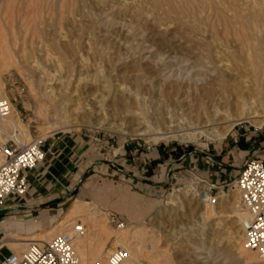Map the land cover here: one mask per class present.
<instances>
[{
    "label": "bare ground",
    "instance_id": "obj_1",
    "mask_svg": "<svg viewBox=\"0 0 264 264\" xmlns=\"http://www.w3.org/2000/svg\"><path fill=\"white\" fill-rule=\"evenodd\" d=\"M17 1L20 3V8L18 9H21L22 18L27 25L29 23L25 15L31 11L33 24L36 27L38 25L42 26L45 23L43 22V14L45 11L49 13L52 10L57 12L55 24L59 25L61 21H64L65 25L75 26V23L77 24L76 21L79 20L77 17L82 15L65 14L66 10L69 12L76 6L81 11V8H84L87 2L92 0H57V3L49 5L50 8L45 3L47 1L44 0ZM17 1L16 4L18 5ZM197 1L202 3L200 6H202V10L207 11V14L208 11L211 13V9L214 8L216 11L214 12L213 10V12L216 14L218 11L220 17L224 16L223 10L225 13V9L227 10L228 6L229 9L233 7L231 5L238 6V9L245 8L246 13L243 11L244 14L242 12L239 13L238 10V13L231 16L234 26L231 25L232 29L224 27L220 32L227 34L231 30L234 37L240 40L243 46L248 47V52H251L253 49V47H250L253 44L251 43L253 40L252 36L256 35L258 31L264 30V0H256L254 2L260 8L255 7L253 1L248 0H230L231 2L228 0H113V5L111 6L112 18H121L128 23V26H135V28L137 27L138 30H141L142 34H145L143 33L144 30L148 31L147 40L150 43L156 41L159 44L180 46L185 42L186 37H188L190 40H197L203 44L201 48L205 56L202 55L204 57L190 61L191 59L175 56L165 58L159 54V51L153 57L152 54L146 57L142 55L106 57L100 51L97 57L87 59L82 57L79 48L78 52L80 54L78 56H80L82 68L74 70L73 64L71 63L69 65V69L74 70L76 76L74 80L75 85L71 88L74 89L77 84L81 83L89 91L79 98L81 102L72 104L73 108L66 115L67 120L65 126L83 125L90 129L115 133L120 138V142H122L124 135L128 133L125 132L124 127L122 128V124H124L127 128L133 127L129 130L132 136H143L147 137L148 140H181L190 142L202 136L209 140L223 138L240 121H249L253 125L264 123V119H261L264 115L259 114L257 109H255V103L249 99V92L252 86L246 76L249 74L245 72L246 66L241 63L242 59L239 60L236 54L231 56L230 61L227 57V60L221 58L220 50L223 46V39L218 38L219 31L215 29L217 27H213V22L201 26L198 20H196L198 22H193V20L190 22L188 19H185L184 13L186 14L187 12H194L195 10L201 9H195L198 3L196 4L197 6L194 3ZM12 2L13 0H0V4H3V7H8ZM4 9L6 10L7 8ZM207 14V19H209L210 14ZM200 15L203 16L202 13ZM200 15L197 17H200ZM192 17L190 16V19ZM215 17L216 15L213 18ZM94 18L98 21L97 17L94 16ZM58 28L56 26L50 36L48 35L51 42L57 46L59 52H63L62 54L64 52L66 53L65 50L76 53L77 51L72 46L73 40L82 43L81 37L83 36H74L66 33L61 34ZM36 30L37 28H35ZM207 31H209V35L206 34ZM35 35H37V38L47 36L43 31L38 30ZM45 39L49 40L48 38ZM114 40L116 39L114 38ZM259 43L260 45L264 44V34L262 33L259 35ZM143 48V46L137 44L129 49L140 51ZM254 48L256 49V47ZM251 57H255V60L251 61ZM251 57L248 59L249 62H246H248V65H251L250 67H256L254 71L252 68L249 70L250 73L251 69L255 73V69L258 67L259 54H254ZM7 60L11 59L9 58ZM260 62L261 60L259 64ZM14 64L20 73L25 71L29 72L31 68L33 69L36 66L35 64L30 65V62L23 61ZM259 67L262 70L261 66ZM81 71L86 72L84 77H81ZM248 76L251 78L250 75ZM147 77H150V79ZM251 81L254 83L253 80ZM142 90L151 91L152 96L149 98L144 97L145 95L143 96L141 93ZM182 93L189 94V98L187 99L183 96L185 99L184 103L181 100ZM0 98L5 99L4 85L1 79ZM163 101L166 103L173 102L174 105H179V113L175 111L180 115V121L177 124L172 125V122L176 121L173 120L172 114H168L165 117L160 113L162 110L157 111ZM149 105L152 108L153 106L155 107L153 108V113L148 111ZM84 117L89 118L84 124L77 121ZM92 119L93 121H91ZM180 123L183 125H180ZM54 129L53 127H49L44 134L50 133ZM5 130L12 133L9 137L19 145H27L31 142H26L28 137L27 127L21 124L17 112L11 109V105L9 115L0 118V131ZM121 146L120 143L117 151L121 149ZM1 161L0 157V164ZM186 186L180 195L192 194V189H194L193 185ZM223 196L222 192L218 194V202L215 205L203 204L197 214L198 220H191L190 223L180 225L175 230L163 228L165 225H162L163 223L158 226L155 224L158 227V232H160L158 234L130 224L125 226L119 225L118 231L116 230L117 232L114 233L104 226L103 222L105 220L103 221V213L96 216L94 206L89 207V204L85 201L74 200L61 220L43 233L40 240H46L53 233L56 235H60L63 232H66L63 234L71 233L73 227L78 224L81 225L84 233L73 242L77 264H105V262L107 264V257L111 249H108L106 252L108 254L106 260H104L102 254L104 253L106 242L110 237H113L111 247L120 246L126 250L128 254L126 264H143L142 259L145 264H171L168 250H159L157 246L160 239L167 243L166 245L170 247L169 250L174 253V258L180 259V261H184L190 256L187 250L181 253L178 246L182 245L181 241L190 244L194 259L192 262L188 261L187 264H190V262L191 264L193 262L198 264H217L213 257L217 252L214 249V245L224 244L229 247L231 252V260L228 264H264V258H261L256 251L248 250L244 247L243 221L245 213L241 209L239 211L234 208L233 200H235V197H232V201H230L229 199H224ZM165 199V204L168 206L176 205L183 207L182 199L176 195L169 194ZM223 201L231 205L229 213L234 214L233 217L236 218L232 222L241 223L239 229L224 226L223 218H226V216L222 209ZM75 217H82L83 222H87L89 226L84 229V225L77 222L75 224L73 223L71 229H69L68 226ZM218 236L219 238H217ZM190 237H194L195 240L191 241ZM208 238L210 239V243L207 242ZM19 239L26 241L27 237H20ZM14 243L8 242L7 245H17ZM26 244L25 242L22 245ZM20 253L15 254L19 255Z\"/></svg>",
    "mask_w": 264,
    "mask_h": 264
},
{
    "label": "rangeland",
    "instance_id": "obj_2",
    "mask_svg": "<svg viewBox=\"0 0 264 264\" xmlns=\"http://www.w3.org/2000/svg\"><path fill=\"white\" fill-rule=\"evenodd\" d=\"M16 1L17 0H13L11 5H9L8 7L5 6L3 7V4H0V79L4 85L5 99L11 105V109H14L17 112V116L19 117L21 124L27 127L28 137L26 142L29 143L34 139H41L45 142L47 138H52V137L55 138L80 137L81 139L85 140V142L89 143V145L92 146L93 149H95V152L100 153L98 154V157L101 158H98L99 160H97V162L90 164L89 168L82 175L78 187L72 192L71 199L64 201V204H62L61 207H63V209L58 213L56 220L54 222L50 223V225L46 226L45 228H42L40 230L34 231L29 234L17 233L13 230L14 228H12V226L11 228H9L10 225L9 227H6L7 226L6 223L0 229L3 231V233H5V235H3L0 232V238H2V244L8 242L21 243L23 241L19 239L20 237L21 238L27 237V240L25 241L27 244L30 243L31 241H49L56 234L55 233L51 234L49 238H46V240H40L42 238L41 237L42 234L48 231L52 226L56 225L61 220L64 214H66L73 200L76 198L77 200L87 202L89 204L88 205L89 207L94 206L95 209L94 212L96 216H99L100 214L103 213L104 214L103 221L105 220L103 222L104 226L106 228H109L114 233L118 231L119 225L125 226L127 224H130V225H135L138 228H142V229L144 228V230L153 232L154 234H158L160 233L158 232V227H157L159 224L162 223H163L162 225L165 224L163 228L167 230H175L178 227H180V225L190 223L191 220L192 221L195 219L198 220L197 214L199 213L203 203L199 201L195 197V195L193 196V194L188 193L185 196L180 195L184 191L185 187H187L185 185L187 184V182L184 184L176 183L173 187L172 186L169 187V189H167L165 193L159 195L144 194L138 191L139 189L138 188L136 192L134 191L136 195L134 201V203H136V209L135 210L130 209L129 206L127 205L129 200H127L126 198H128L129 197L128 194H132L133 191L127 187V182L123 181V180L125 181L127 180L126 177L123 178L122 172L117 170V168L123 170V166L119 164L122 163V160L120 159L130 158L131 156L129 153L131 151H134L135 149H137V154H139L141 152L145 153L146 151H149L153 148H157L159 150L164 149L163 151H166L167 154H170L172 160L178 158L184 152H190L201 156L206 154H213L215 156H212V158L214 160L223 163L224 165L229 164L231 161H233L234 158L235 165H238L235 168V175L237 176L238 175L237 171H239V168L248 158H244V155L242 153H232V157L233 156L234 157L232 158L231 155H229L228 157L227 152H229L231 148V145L229 144L230 139L231 141H234L239 139H247V138L250 139L251 137H259L261 140H264V123H261L260 125H255V124L253 125V123H250L249 121H240L237 124H235L232 127V129L223 138L209 140L206 137L202 136L190 142H184L181 140H156V139L148 140L147 137L132 136L130 135L129 130H131L133 127L127 128L125 127L124 124H122V128L124 127L125 132L128 133L124 135L123 141L120 142V138L115 133H109L104 130L90 129L83 125L65 126V122L67 120L66 115L73 108L72 104H74L75 102H81V99L79 98L85 95L86 92L89 91L81 83L77 84L76 88L74 89L71 88L73 87V85H75L74 80L76 79V76L74 70L75 69L78 70L82 68L80 62V56H78V54L81 53L82 57L87 59L92 57H97L100 51L106 57L138 56V55H142L146 57V56H151V54L153 57L155 56L156 52L160 51L159 54L165 58H170L175 56L178 58L191 59L190 61H193V60H197L199 57L202 58L205 56V53L201 48L203 44H201V42L197 40L194 41L190 40V38L188 37H186L184 42L187 45L183 43L180 46H174V45L170 46L167 44H161V43L159 44V42L156 41L150 43L147 40L148 31L144 30L143 33L145 34H142L141 30H138L137 27L135 28V26H131V25L130 28V26H128V23L122 20L121 18L118 17L116 19L112 18L113 14H112L111 6L113 5V0L88 1L85 7L81 8L83 10V11L81 10L82 12L79 11L76 6H74V8L69 12L68 10H66L65 14L70 13L76 16L78 14L82 15L80 17L79 16L77 17V19L79 20L76 21L77 24L75 23V26L65 25L64 21H61L59 25L55 24L57 12H55L54 10L50 11L49 9L50 11V12L48 11L49 13H46L45 11V13L43 14V22L45 23H43L42 26L38 25L36 27L33 24V20H32L33 15L31 14L32 12L29 11V14L27 12V14L25 15L26 16L25 18L29 23L27 25L25 20L22 18V11L20 12L21 9L20 10L18 9L20 8V3L19 1H17L18 3L17 5ZM44 1H47L45 3H47L48 6L52 5V3H57V0H51V1L44 0ZM228 1L231 2L230 0ZM248 1H253V3L256 2V0L255 1L248 0ZM194 4L195 5L197 4L199 6L198 7L196 5L197 7L195 9L202 7L200 6L202 5L200 1H197ZM253 5L257 8H260L257 5V3H254ZM231 6H233L232 7L233 9L232 8L229 9L228 6L227 8L228 11L225 9V13H224L223 10V15H224L223 17H220L218 11L215 14L214 12L216 10L214 8L211 9V13L210 11H208V14H210L209 19H207L206 16L207 11L202 10V8L198 9L201 11L195 10L194 12H187L186 14L184 13L183 15L185 19H188V21L190 22H192V20L193 22L199 21L198 23H200L201 26H204L209 22L211 23L213 22L212 23L213 27L214 28L217 27L215 29L219 31L218 38L223 39V40L221 39L223 41V46L222 49L220 50L221 58L224 60L225 59L227 60V58H229L228 60L230 61L231 56L233 54H236L239 57V60L242 59L241 63L246 66L245 72L246 73L248 72L249 74L248 73L247 74L251 76V78H249V76L246 75L247 79L249 80L251 86L252 87L254 86V88L251 87V90L249 92V97H250L249 99L255 103L256 106L255 109H257L259 114L264 115V102H262L264 101V47H262L264 46V44L260 45L259 43V35L261 33L264 34V30L258 31L257 34L254 35L256 37L252 36L253 40L251 41V43L253 44L252 46H250L253 47L254 49L251 50L252 53L248 52L249 51L248 47L243 46L240 40L234 37L231 30H229L227 34L220 32V30L224 27L232 29L233 24H232L231 16L235 13H238V10L239 13L242 11L246 13L245 8L238 9L237 8L238 6L236 5H231ZM4 8L7 9L5 10ZM243 12L242 14H244ZM201 13L203 16L200 15ZM197 14L200 15V17H197L198 16ZM44 15H45V19H44ZM185 15L187 16V18ZM189 15L191 17L194 15V17L190 19ZM213 15L214 16L216 15V17L213 18L214 17ZM94 16L98 18V21H96ZM197 18H199L200 20ZM185 19L183 18V20ZM39 26L41 27L39 28ZM56 26L59 27L58 30L61 31V34L66 33L70 35L72 34L74 36H79V35L80 37L83 36L81 37L82 43L73 40L72 46L77 51L76 53H72L70 51L67 52V50H65L66 53L64 52L65 54L64 55L62 54L63 52H59L57 46L53 42H51L48 35L50 36V34L53 32ZM120 26L123 28H121ZM71 27L72 28L75 27V28L72 29ZM35 28H37L38 31H43L47 36L42 38H37V35H35L37 30L35 31ZM76 28L79 31H77ZM207 30L209 29L207 28ZM206 34L209 35V31H207ZM110 36H112V38H110ZM45 38H48L49 40ZM114 38L116 40H114ZM137 44H140L144 48L140 51H133L129 49L130 47L135 46ZM254 47H256V49ZM79 48H80V53L78 52ZM241 49L242 51H240ZM246 54H248L249 56ZM250 54L252 55L259 54V61L261 60L260 64L259 61L257 60L258 70L255 69L256 74L253 72L254 68L256 67L254 66L250 67L251 65L247 64L249 62L248 59H250V57L252 56ZM9 58L11 60H7ZM252 60L254 61L255 57H251V61ZM19 61L30 62V65L35 64L36 66L33 69L31 68L30 69L31 71L29 72L25 71L23 73H20L17 71L16 66L14 64ZM71 63L73 64L74 70L69 69L70 68L69 65ZM6 64H7V68H6ZM259 66H261L262 70L259 69L260 68ZM250 68L253 69V71L251 69V73L249 71ZM38 69L39 71H37ZM81 72H82L81 77H84L86 75V72L83 71ZM147 78L150 79V77ZM251 80H253L254 83ZM62 82L65 83L62 84ZM144 91L145 90L141 91L142 95L143 96L145 95L144 97L149 98L152 96L151 91H145V92ZM188 95L189 94L182 93L181 100L183 101V103L185 102L184 101L185 99L189 98ZM183 96L185 97V99ZM149 106L150 109L148 108V111H151V113H153L154 111L153 108L155 107L153 106L152 108L151 105ZM111 108H115V107H111ZM160 110L164 112L163 113L161 111L160 113L165 117L168 116V114H172L173 120L174 121L176 120L175 122H172V125H175L180 121L179 120L180 115L178 114L179 113L178 104L174 105L173 102L166 103L165 101H163L162 104L159 105L157 111ZM175 111L178 113H176ZM88 119L89 118L84 117L82 119H78L77 121H80L81 124H84V122H86ZM261 119H264V117H262ZM91 121H93V119ZM117 123L119 122L117 121ZM180 125L183 124L180 123ZM47 127L48 128L53 127L55 129L52 130L50 133L44 134L45 131H47L48 129ZM2 132L3 133L5 132V134H3ZM2 132L0 131V144L8 141L10 139L9 135L11 136L12 134L11 132L6 130ZM120 143L122 145L121 149L117 151V149H119L120 147ZM253 159H257V158H253ZM171 166L174 167L175 164L173 163L171 164ZM113 171H116V173ZM176 171L177 170H175L174 172ZM81 191H84L85 193L84 198L76 197ZM169 194H173L174 196L176 195L177 197L182 199L183 207L179 206L180 207L179 208L176 205H170V206L166 205L165 198ZM222 195H224L223 196L224 199L227 200L229 199L230 201H232L231 200L232 197L233 198L235 197V200H233L234 201L233 204L235 205L234 208L240 211L239 203H238V193L235 189H231V190L225 189ZM112 197H114V200H116V198H119L121 202L122 200H124V203L122 202L123 204H120V209L114 210L112 208H107L105 202L108 200L111 201ZM230 206L231 205L228 202H224V201L222 202V209L224 211V215L226 216V218H223L224 226L230 228L234 227L235 229L236 228L239 229L241 223L239 224L238 222H232L236 220V218L233 217L234 214L229 213ZM2 210L3 209H0V211ZM7 221L8 222L14 221V219L12 218ZM77 222L83 224L84 229L87 228V226H89L87 222H83L82 217H75L74 219L71 220V224H69L68 228L71 229L73 223L75 224ZM11 231L13 233H11ZM7 233L8 236L6 235ZM190 238L191 241L195 240L194 237H190ZM217 238H219V236ZM112 241H113V237L112 238L110 237L106 242L104 248L105 254L104 253L102 254L104 260H106V257L108 255L106 254L107 250L113 248L111 247ZM207 242L210 243L209 238L207 239ZM27 244L20 246L11 245L10 248L13 252L20 253L27 247ZM166 244L167 243H165L163 240L160 239L157 246L159 250H168V256L173 264H187L188 261L192 262V260L194 259V257H192L194 254L192 253L190 244L181 241V244L183 246L182 245L178 246V248L181 250V253H183V251L185 250L189 252L190 257L185 259L184 261H180V259H175L174 253H172L169 250L170 247L167 246ZM214 247H215L214 249H216L217 252L215 251L216 254H214L213 257L215 258L217 264H228V262L231 260L230 258L231 252L229 247L226 244L217 245V246L214 245ZM142 263L145 264L143 262V259H142ZM163 264H167V263H163ZM192 264H198V263L193 262Z\"/></svg>",
    "mask_w": 264,
    "mask_h": 264
},
{
    "label": "crops",
    "instance_id": "obj_3",
    "mask_svg": "<svg viewBox=\"0 0 264 264\" xmlns=\"http://www.w3.org/2000/svg\"><path fill=\"white\" fill-rule=\"evenodd\" d=\"M229 144L231 148L227 152L228 157L229 155L232 157V153H242L244 158H257L264 161V140L259 137L234 141L230 139ZM42 148L45 152L42 163L37 169L27 174L29 183L27 193L22 197L8 198L3 210L0 211V219H3L1 228L7 223L6 227L12 226L15 232L29 234L50 225L63 209L61 206L64 201L71 199L72 192L78 187L82 175L90 164L101 158L98 157L100 153L95 152V149L80 137L47 138ZM163 150L153 148L145 153L137 154L135 149L129 153L130 158L120 159L122 163L119 164L123 166V170L119 168L117 170L122 172L123 178L126 177V181L122 180L127 182V187L133 191L126 198L129 200L127 205L130 209H136L134 201L138 188V191L144 194L159 195L176 183L187 182L185 185H188L191 181H200L220 187L230 183L236 177L235 168L238 165H235L234 156L233 161L224 165L213 158V161L207 159V156H215L213 154L201 156L184 152L172 160L170 154ZM173 163L174 167L171 166ZM175 170L177 171L174 172ZM113 172L116 173V171ZM172 172L177 178L169 181L168 176ZM84 196V191H81L76 197L84 198ZM120 202L119 198L114 200L112 197V200L106 201L105 204L107 208L118 210L124 200H122L123 203ZM12 218L14 221H7ZM6 235L8 236V233ZM5 244L0 250V253L4 255L11 250L10 246ZM14 244L20 246L25 244V241Z\"/></svg>",
    "mask_w": 264,
    "mask_h": 264
},
{
    "label": "built area",
    "instance_id": "obj_4",
    "mask_svg": "<svg viewBox=\"0 0 264 264\" xmlns=\"http://www.w3.org/2000/svg\"><path fill=\"white\" fill-rule=\"evenodd\" d=\"M9 113V102L0 98V118ZM43 143L41 139H34L27 145H19L10 138L0 144V209L4 208L8 198L27 193V174L37 169L44 159ZM207 159L213 161L210 156ZM176 178L173 173L168 176L169 181ZM188 185H193L192 194L206 205H215L218 194L225 189H235L239 195V208L245 213L244 247L264 258V161L247 159L236 178L220 187L200 181H191ZM2 221L1 218L0 224ZM0 232L4 235L2 230ZM83 233V228L77 224L71 233L56 235L49 241H31L19 255L12 250L6 255L0 253V264H77L73 242ZM2 247L0 238V250ZM127 259L126 250L116 246L111 249L107 264H126Z\"/></svg>",
    "mask_w": 264,
    "mask_h": 264
}]
</instances>
